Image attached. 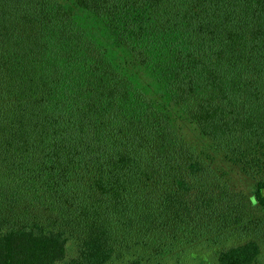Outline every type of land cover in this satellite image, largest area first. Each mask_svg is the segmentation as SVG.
Returning a JSON list of instances; mask_svg holds the SVG:
<instances>
[{
	"label": "trees",
	"instance_id": "obj_1",
	"mask_svg": "<svg viewBox=\"0 0 264 264\" xmlns=\"http://www.w3.org/2000/svg\"><path fill=\"white\" fill-rule=\"evenodd\" d=\"M208 253L264 264V0H0V264Z\"/></svg>",
	"mask_w": 264,
	"mask_h": 264
},
{
	"label": "rangeland",
	"instance_id": "obj_2",
	"mask_svg": "<svg viewBox=\"0 0 264 264\" xmlns=\"http://www.w3.org/2000/svg\"><path fill=\"white\" fill-rule=\"evenodd\" d=\"M151 93L152 91H150V94ZM173 123L176 129H178L181 135L192 144L195 150L200 153L201 156L208 159V162L216 173L221 175L233 188L242 190L246 193H251L253 189V181L243 173L239 167L229 162L222 153L216 151L210 140L205 137L194 124L186 120H174ZM133 253L147 254L148 252H131L128 257ZM178 254L179 252L171 253V255H174V258L175 255ZM164 255L166 256L170 254L168 253ZM206 258L207 261L201 262V264H216L215 258H213L210 253L206 254ZM179 259L180 257L175 260L170 259L164 264H179ZM180 260L181 264H200L197 261H192L190 255Z\"/></svg>",
	"mask_w": 264,
	"mask_h": 264
}]
</instances>
